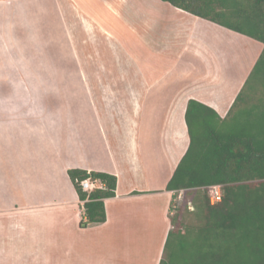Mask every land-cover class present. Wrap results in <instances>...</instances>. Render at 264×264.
<instances>
[{
	"label": "crops",
	"instance_id": "obj_1",
	"mask_svg": "<svg viewBox=\"0 0 264 264\" xmlns=\"http://www.w3.org/2000/svg\"><path fill=\"white\" fill-rule=\"evenodd\" d=\"M101 1L114 30L77 0H0L2 18H14L5 33L22 30L49 53L43 62L67 65L16 72L35 84L16 94L31 97L0 99V264H159L174 216L167 185L190 145L188 103L225 117L263 50L170 2L156 0L165 9L153 13L141 8L150 0ZM136 1L138 11L127 10ZM73 168L117 177L105 222L80 225Z\"/></svg>",
	"mask_w": 264,
	"mask_h": 264
},
{
	"label": "trees",
	"instance_id": "obj_2",
	"mask_svg": "<svg viewBox=\"0 0 264 264\" xmlns=\"http://www.w3.org/2000/svg\"><path fill=\"white\" fill-rule=\"evenodd\" d=\"M194 15L252 37L263 50L225 117L190 100L186 121L190 145L167 188L176 196L203 189L196 224L171 218L159 264H264V0H163ZM68 174L84 203L80 225L106 221L105 199L115 195L117 177L73 168ZM103 184L86 192L81 181ZM222 198L211 202L209 187ZM186 197V196H185Z\"/></svg>",
	"mask_w": 264,
	"mask_h": 264
},
{
	"label": "rangeland",
	"instance_id": "obj_3",
	"mask_svg": "<svg viewBox=\"0 0 264 264\" xmlns=\"http://www.w3.org/2000/svg\"><path fill=\"white\" fill-rule=\"evenodd\" d=\"M77 1L85 9L91 12V14L94 17H98L104 25L110 27V29L114 30L118 27L117 25L118 19L115 17V15L113 16L112 14H110L109 8H106V5L103 1L101 0H77ZM137 2L138 1L134 2L135 4L128 7L127 10L131 11L132 13L134 11H138L139 6ZM143 6H147V8H150V10H152L153 13H157L165 9V8H162L164 5L162 6L159 5L156 0L147 1V3L142 5V7L140 5L142 9H143ZM5 10L7 11V9L4 8L2 12H0V31L1 30L3 31V34H0V99L3 97H9L10 100L12 99V101L16 102L17 100L18 102H22L21 100H24L28 94L27 95L22 94L21 90L19 89L18 90L19 94L17 95L16 94L17 91H15L16 88L17 87L25 88L26 85L28 86V85H35V84H34L33 79H23L22 75L20 76L16 72L21 73L22 71L23 72H39V71H58L62 69L66 70L67 65H66V62H51V60H47L46 62H43L42 60L43 57H48V59L50 58L49 53H47V51H40L39 43L35 45H28L33 40L32 39L33 36L28 35L31 38V41H29L30 39L28 38L27 35H25L26 33H23V35H20L18 33V32H22V30H17L15 28V29H12L13 34L5 33L4 32L6 31L5 25L9 26L11 24L12 27L14 25L12 24V22L10 23V20H9V19L14 20V18H8V22H7V19L2 18L5 15L4 13ZM128 18H129V15H128ZM134 20L137 21L138 18L136 17ZM26 22L27 20H24L22 26L24 27L26 25L31 26L30 22H28V24ZM155 26H161L160 19L157 20ZM118 29L123 30L120 27ZM54 31L55 32L58 31L57 33L62 35L60 25L57 26L56 29H54ZM232 33H235V32H232ZM119 36L122 38L124 37L121 34ZM12 44L17 47V49H15L14 51L13 49H10V47L13 46ZM28 47L32 49L31 50L24 49ZM229 48L231 49L233 53H235L234 49H236L237 52H240V46L237 44H232V46H230ZM84 49H87V48L85 47ZM69 53L71 55L72 52L70 51ZM250 63L251 62H243V66L248 68L250 67ZM230 64H232L233 66H239V62H227V65H230ZM109 66H110L109 62H83V69L88 70V71H93L94 69H97V70H103V69H108V68L110 69ZM43 81L47 82L48 80L45 79ZM5 92L8 94L3 95L2 93H5ZM28 97L30 98L31 95H28ZM202 190L203 189H195L193 191L187 192V194L183 193L182 191L179 192L175 198L176 206L178 202H181V203H180V206L173 208L174 218H182V221L185 222L186 224L198 223L200 218H203L198 212L199 206H200L199 204H200V201L202 199V194H203ZM189 199L192 200V209H189V207L191 206ZM151 254L152 252H150V255Z\"/></svg>",
	"mask_w": 264,
	"mask_h": 264
},
{
	"label": "built area",
	"instance_id": "obj_4",
	"mask_svg": "<svg viewBox=\"0 0 264 264\" xmlns=\"http://www.w3.org/2000/svg\"><path fill=\"white\" fill-rule=\"evenodd\" d=\"M80 183H81L83 190L86 192H91L94 189H96L97 187H103L102 183H100L97 180H93L91 178H86V179L82 180ZM209 195H210L212 203L220 201L222 198V187H221V185L214 184V185L210 186L209 187Z\"/></svg>",
	"mask_w": 264,
	"mask_h": 264
}]
</instances>
